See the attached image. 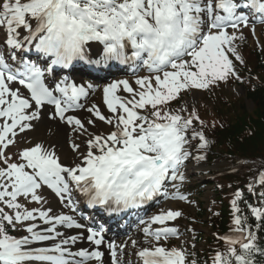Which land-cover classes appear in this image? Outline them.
<instances>
[{
  "label": "snow or ice",
  "instance_id": "6c2138e0",
  "mask_svg": "<svg viewBox=\"0 0 264 264\" xmlns=\"http://www.w3.org/2000/svg\"><path fill=\"white\" fill-rule=\"evenodd\" d=\"M258 26L264 0H0V264H124L128 242L82 223L90 219L77 216L82 205L119 213L161 196L191 204L181 190L185 170L207 159L211 142L197 109L181 101L241 81L244 29L256 37ZM77 63L93 71L130 65L135 79L103 84L106 115L88 104L92 83L61 75ZM46 109L71 133L70 163L50 140L18 147L17 137L35 130ZM97 121L106 130H96ZM245 188L232 191L229 231L214 234L217 246L203 261L194 245L192 252L168 246L181 235L169 223L181 210L140 219L148 246L129 238L140 264H264V166Z\"/></svg>",
  "mask_w": 264,
  "mask_h": 264
},
{
  "label": "trees",
  "instance_id": "16d2710c",
  "mask_svg": "<svg viewBox=\"0 0 264 264\" xmlns=\"http://www.w3.org/2000/svg\"><path fill=\"white\" fill-rule=\"evenodd\" d=\"M264 69V66L262 67ZM247 99L252 104V111L248 112L243 106L228 112L229 124L218 131L216 144L223 148L224 153L230 157L231 162L235 158L257 159L264 152V87H256L248 93ZM234 162V161H233ZM247 170H238L229 173L225 179L231 183L239 184L247 174ZM241 174V176H240ZM249 174V173H248ZM250 174H252L250 172ZM249 174V176H250ZM244 181V180H243ZM245 188V187H244ZM245 195L247 190L245 188ZM229 209H230V202ZM227 205L220 208L221 218L209 224L212 235L205 236V250L212 254V249L217 246L214 234L223 235L230 228V210L227 216ZM227 216V217H226Z\"/></svg>",
  "mask_w": 264,
  "mask_h": 264
},
{
  "label": "rangeland",
  "instance_id": "374dc122",
  "mask_svg": "<svg viewBox=\"0 0 264 264\" xmlns=\"http://www.w3.org/2000/svg\"><path fill=\"white\" fill-rule=\"evenodd\" d=\"M245 36L247 37V40L242 43L240 45V50L241 52H243L245 54V57L247 59V64L250 66V68L254 65V61H255V57L252 56L251 53L248 52V50H251L252 52H258L260 51L259 54H263L264 53V48L261 47V45H264V29L261 28L260 26L257 27V36L253 37V35L251 34L250 30L248 29L245 32ZM257 37L259 39V44L257 43ZM242 53V54H243ZM264 56V55H263ZM258 79L259 82H255L256 84H262L264 83V75L261 73H259L258 75ZM254 84V83H252ZM243 91V92H242ZM226 94V96H224L223 94ZM192 96L193 101L190 102ZM244 90L236 85L234 86V83L231 81L228 82L227 85L221 86L217 91H215L214 95L211 96L210 98L206 95V93L204 94H198V92H194L193 93H189L186 95V99H183L181 101V103H184L185 100H188V102L190 103H186L188 106V111H191L193 107V105H195L196 103H199L198 106H194L197 111L198 114L200 116V118L202 120H206V124L209 128H213L212 125L215 124L216 127L218 125V120L222 123V125H225L227 123H229L228 119L226 118V113L229 110H234L236 109L238 102L242 101L244 99ZM227 98V100H226ZM192 105V106H191ZM245 108L248 111H251L252 109V105L250 103H245ZM22 137H25L26 139L23 141H21V137L17 138V144L18 146L22 145V144H26L27 142L30 141L31 139V133L29 135L24 134ZM18 151V147H11L9 149V152H16ZM199 164V162L192 160L191 162V166H197ZM212 169H221V163L220 162H213L211 166H208ZM208 167L205 166V170L208 169ZM216 171V170H213ZM206 177H201V179H205ZM195 180H199V178H196ZM212 192V186L209 185L207 186L201 193V195H197L198 196V203L202 204V207L205 210H208L209 208V201L213 198V195L211 194ZM43 194L45 195V197L48 199L49 201V205L51 204V201L54 200V197L52 196V194H50V192H48L47 190L44 189ZM198 203L195 205L198 206ZM35 204H30V207H35ZM163 207V205H162ZM161 207V208H162ZM174 209H182V212L184 211L185 213H187L188 218H190L189 216H192V214L195 213V206L194 204H189L187 202H175L174 205L172 206ZM186 216V215H185ZM207 217V216H206ZM206 217L204 218V220H206ZM184 220H181L179 223V227L184 228ZM194 228L201 232V233H205V232H209L207 231V225L202 226L201 224L196 225V227L194 226ZM23 233H16V235H21ZM140 236L137 235L134 239L139 241ZM171 241L168 242V246L171 247L170 244ZM139 246L141 247H145L146 245H142L139 244Z\"/></svg>",
  "mask_w": 264,
  "mask_h": 264
},
{
  "label": "bare ground",
  "instance_id": "6f19581e",
  "mask_svg": "<svg viewBox=\"0 0 264 264\" xmlns=\"http://www.w3.org/2000/svg\"><path fill=\"white\" fill-rule=\"evenodd\" d=\"M98 99L99 101L97 102V105H101L102 109L106 110L105 106L103 105L102 95L100 97L98 95ZM44 117L45 118L48 117L47 111H45V114L43 115L42 120L39 122V124L35 128V134L33 135L32 142L50 140L51 142L57 145V147L60 149L62 153L65 150L64 145H63V140L67 137L66 129L55 123L45 121ZM47 130H50L49 134H46Z\"/></svg>",
  "mask_w": 264,
  "mask_h": 264
}]
</instances>
